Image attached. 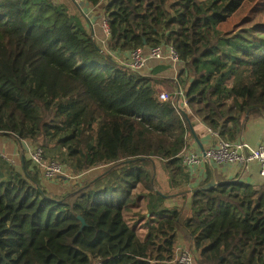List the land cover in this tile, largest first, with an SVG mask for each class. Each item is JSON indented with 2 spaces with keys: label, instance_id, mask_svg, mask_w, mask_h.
Here are the masks:
<instances>
[{
  "label": "trees",
  "instance_id": "obj_1",
  "mask_svg": "<svg viewBox=\"0 0 264 264\" xmlns=\"http://www.w3.org/2000/svg\"><path fill=\"white\" fill-rule=\"evenodd\" d=\"M73 1L101 8L106 45L62 3L0 0V134L100 172L55 194L25 154L21 171L0 157V264H181L180 240L195 264H264V182L213 169L191 190L161 186L190 181L177 155L198 121L230 141L264 122V0ZM161 44L177 80L113 55ZM186 194L183 218L164 202Z\"/></svg>",
  "mask_w": 264,
  "mask_h": 264
},
{
  "label": "crops",
  "instance_id": "obj_2",
  "mask_svg": "<svg viewBox=\"0 0 264 264\" xmlns=\"http://www.w3.org/2000/svg\"><path fill=\"white\" fill-rule=\"evenodd\" d=\"M103 18V14L100 11H97L95 16L89 19L90 21L88 22V26H85L86 29L88 28L92 31L94 40L99 45L104 46V42L107 39V33L103 28ZM97 25H99V28H97ZM143 49L147 51L149 47ZM130 52L131 51H118L117 53L113 52V55L117 61L127 65L130 58ZM182 67L183 66L181 62H171L170 58L168 57L167 51H165V54L161 58H153L149 60L146 63V66L139 72L145 75H153L154 77L177 80ZM239 139L249 142L254 147L264 144V122L262 120L248 121L242 132H240L237 140ZM186 140L189 147L198 151H202L200 144L204 149H207L211 145H215L219 139L217 137H214L208 126H205L201 121H198L195 124L194 130H192L191 134L187 135ZM56 152L57 149L52 151L54 155L56 154ZM24 154L25 152L23 146L19 148L12 137L5 134H0V157L2 156L8 161L15 160V166L19 171H21V162L23 160ZM182 168L184 170V176L188 179L190 178V181H161L162 188L172 187L171 189L191 190L192 187H194L197 183L201 182V180H204L207 177L209 171L213 172V169H217L219 173H222L229 178L240 179L241 181L250 184L258 185L264 182L259 174L260 164L257 162L251 163L245 166V168H241L236 164L218 165L213 161L211 162L208 159H205L200 166H182ZM95 170H98V172H100V168H94L87 172ZM64 176L65 175L52 181L44 180V185L49 191L55 194H63L71 187V183H69L68 177ZM185 197L186 200H183L180 197L168 198L165 199L164 204L166 207L181 208L183 210V218H185L191 210L190 195L186 194ZM184 248H188V244L183 240H180L178 249L181 250Z\"/></svg>",
  "mask_w": 264,
  "mask_h": 264
},
{
  "label": "built area",
  "instance_id": "obj_3",
  "mask_svg": "<svg viewBox=\"0 0 264 264\" xmlns=\"http://www.w3.org/2000/svg\"><path fill=\"white\" fill-rule=\"evenodd\" d=\"M84 1V0H77ZM103 28L109 36V23L106 18H103ZM106 45V40L104 42ZM165 51H167L168 57L171 62H180V57L178 51L170 45H158L149 48L145 51L143 48H137L130 52V58L127 66L134 70L140 71L146 66V63L153 58H161ZM157 95L161 101H168L171 98V93L163 85L157 86ZM184 93L181 90L177 91L178 102L182 104L183 107L187 106L185 101ZM210 129V128H209ZM214 137H218V134L212 131ZM23 149L25 155L31 161L41 168L43 178L46 180H53L64 175V167L58 161H46L45 153L41 147H37L30 142H24ZM2 157V156H1ZM5 159L4 157H2ZM180 164L184 167H194L200 166L203 160L208 159L213 161L218 165L226 164H236L241 168L257 162L260 164V176L264 180V144L258 145L256 147L252 146L249 142L242 139L236 141L230 140H218L215 145H211L204 151H198L192 149L186 145L177 155ZM12 165L16 164L15 160L9 161ZM177 261L181 264H195L194 257L187 250H180L177 255Z\"/></svg>",
  "mask_w": 264,
  "mask_h": 264
},
{
  "label": "rangeland",
  "instance_id": "obj_4",
  "mask_svg": "<svg viewBox=\"0 0 264 264\" xmlns=\"http://www.w3.org/2000/svg\"><path fill=\"white\" fill-rule=\"evenodd\" d=\"M54 3H56V4H60V3H62V4H64L67 8H68V10H69V12L70 13H72V14H75V15H78V17H79V19H78V21L80 22V24H82L84 27H86L85 25H87L88 26V22L90 21L89 19L90 18H92L93 16H95V14L97 13V11H100L101 12V8L100 7H93V6H91L90 4H88V6H87V9H83V10H85V12L84 11H81L80 10V8H78L76 5H75V3H74V1L73 0H52ZM82 1V0H81ZM86 1V0H85ZM102 13V12H101ZM257 20H264V14L262 15V16H260V18H257ZM237 22V18H231V20H230V22L227 24V27H226V29L228 28V29H230L231 28V25H233L234 23H236ZM97 28H99V25H97ZM92 32V31H91ZM61 151H63V150H58V152H57V157H55L54 159H51V161H58V162H60L61 164H63L64 165V162L62 161V154H61ZM47 156H49V155H47ZM50 157V156H49ZM45 160L46 161H49L50 159H47L46 157H45ZM65 166V165H64ZM63 166V167H64ZM99 172H98V170H95V171H91V172H87L86 174H84V175H79V176H77V175H73L72 173H70L69 171H68V169H66L65 167H64V177H68V181H69V183H71L70 184V186L72 187L73 185H75L77 182H79V181H82V180H84L86 177H93V176H95V175H97ZM59 178V177H58ZM58 178H56V179H58ZM56 179H53V180H56ZM46 180V179H45ZM166 181H171L170 180V178H168L167 176H166V179H165ZM46 181H52V180H46ZM160 182V181H159ZM171 187V186H170ZM172 188V187H171ZM184 249H186L187 250V248H184ZM184 249H181V250H184ZM180 251V250H179Z\"/></svg>",
  "mask_w": 264,
  "mask_h": 264
},
{
  "label": "water",
  "instance_id": "obj_5",
  "mask_svg": "<svg viewBox=\"0 0 264 264\" xmlns=\"http://www.w3.org/2000/svg\"><path fill=\"white\" fill-rule=\"evenodd\" d=\"M200 146H201V149H202V151H204V148L202 147V145L200 144ZM211 185H213V184H215V180L213 179L212 181H211V183H210Z\"/></svg>",
  "mask_w": 264,
  "mask_h": 264
}]
</instances>
